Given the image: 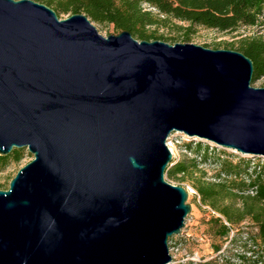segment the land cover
Listing matches in <instances>:
<instances>
[{
	"label": "water",
	"instance_id": "95a60500",
	"mask_svg": "<svg viewBox=\"0 0 264 264\" xmlns=\"http://www.w3.org/2000/svg\"><path fill=\"white\" fill-rule=\"evenodd\" d=\"M242 52L104 37L82 13L0 0V264H171L192 211L170 136L264 157V87Z\"/></svg>",
	"mask_w": 264,
	"mask_h": 264
},
{
	"label": "trees",
	"instance_id": "16d2710c",
	"mask_svg": "<svg viewBox=\"0 0 264 264\" xmlns=\"http://www.w3.org/2000/svg\"><path fill=\"white\" fill-rule=\"evenodd\" d=\"M45 3L56 13L70 16L82 13L92 22L112 25L116 33L129 31L138 41L165 39L158 34L159 28L174 27L184 33L183 39L188 42L196 27L234 32L240 27H258L264 21V0H45ZM238 51L254 63L252 81L264 76L263 38L242 40ZM194 144L195 149L192 148V139H186L180 146L194 154L192 166L179 159L168 167L167 173L171 176L186 175L198 160L203 164H217L215 178L218 182L196 189L198 197L214 206L217 201L225 199L240 201L241 208L234 210V203L226 205L217 212L219 217L212 216L211 221L218 227L219 236L228 240L235 232V225L246 218L251 219L257 228L254 236L259 249L257 254L261 255L255 262L264 264V159L233 153L204 141ZM21 154L15 149L9 156H0V171L10 158L18 160ZM239 233L235 232L230 243ZM215 250L218 252L220 247ZM174 264L182 263L175 261ZM186 264L230 263L211 259Z\"/></svg>",
	"mask_w": 264,
	"mask_h": 264
},
{
	"label": "rangeland",
	"instance_id": "374dc122",
	"mask_svg": "<svg viewBox=\"0 0 264 264\" xmlns=\"http://www.w3.org/2000/svg\"><path fill=\"white\" fill-rule=\"evenodd\" d=\"M39 3L46 4L45 0ZM57 14L60 20L70 16L68 14ZM92 24L96 27L99 34L104 37L110 34H116L112 25L97 24L95 22H92ZM176 24L182 25L179 22H176ZM148 30H153V28ZM158 34L164 36L165 39L162 41L166 43H189L209 49L238 51L241 41L244 39H264V21L258 27H240L234 32H220L204 27H196L194 34H191L188 42H185V39H183L184 33L174 27L159 28ZM251 86L255 88L264 87V76L252 81ZM198 141L200 140H192V148L195 149L194 143ZM19 151L22 153L20 159L10 158L8 164L0 171V188L3 190L8 189L10 181L15 177L17 172L34 159L27 148ZM175 153L180 161L191 165L192 158H194L193 153L183 150L178 145H176ZM193 164L194 167L190 168L186 175L179 174L171 176L167 172L165 174L168 182L173 185L183 186L186 189L190 187L195 192L189 193L188 204L191 205L192 211L185 221L186 227L183 229V234L181 236H173L169 239V248L172 249L171 254L174 260L182 264L211 259H216L219 262L225 261L230 264H257L255 261L261 255L257 254L259 249L254 241L257 228L251 219L246 218L244 221L235 225V232L240 231V233L232 243L230 242L233 236H235V232L234 234L231 233L229 239L226 240V238L219 236L218 227L211 221L212 216L219 217L217 212L226 205L230 206L234 203V210L241 208L240 201L225 199L217 201L214 206L209 202H203L196 194V189L207 188L218 182L215 178L218 170L217 164L214 162L203 164L200 160L196 164ZM217 247H220L218 252L215 250Z\"/></svg>",
	"mask_w": 264,
	"mask_h": 264
},
{
	"label": "built area",
	"instance_id": "2783aa9c",
	"mask_svg": "<svg viewBox=\"0 0 264 264\" xmlns=\"http://www.w3.org/2000/svg\"><path fill=\"white\" fill-rule=\"evenodd\" d=\"M186 139H190V138H188L185 135H172V136H170L168 142L166 143V145L170 149V151L172 153V157H173V160H172V163L170 164V166L173 165L174 163H176L179 160V158L177 157V155L175 153L176 145L181 146V144L183 143V140H186ZM175 143H177V144H175ZM209 144H212V143H209ZM212 145H214V144H212ZM214 146H216V145H214ZM216 147H218V146H216ZM219 148H221V147H219ZM223 149H225V148H223ZM226 150L231 151L233 153H238V152L233 151V150H229V149H226ZM238 154H241V153H238ZM260 158L264 159V157H260ZM187 191H188V193H191V192L195 193L194 190L192 188H190V187L187 188ZM196 194H197V192H196ZM250 194H253V192H250ZM197 196H198V194H197ZM171 253H172V249H170V254ZM171 256L173 257L172 254H171ZM174 262H175V260H174V257H173V262L172 263H174Z\"/></svg>",
	"mask_w": 264,
	"mask_h": 264
}]
</instances>
